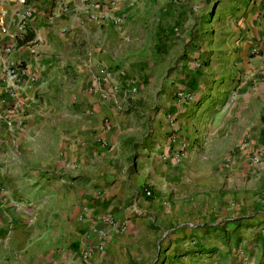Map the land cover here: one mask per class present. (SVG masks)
I'll list each match as a JSON object with an SVG mask.
<instances>
[{
    "label": "crops",
    "instance_id": "crops-1",
    "mask_svg": "<svg viewBox=\"0 0 264 264\" xmlns=\"http://www.w3.org/2000/svg\"><path fill=\"white\" fill-rule=\"evenodd\" d=\"M262 223L264 0H0V264H242Z\"/></svg>",
    "mask_w": 264,
    "mask_h": 264
},
{
    "label": "built area",
    "instance_id": "built-area-1",
    "mask_svg": "<svg viewBox=\"0 0 264 264\" xmlns=\"http://www.w3.org/2000/svg\"><path fill=\"white\" fill-rule=\"evenodd\" d=\"M29 16V12L28 11H24L22 14V22L25 23V21L27 20ZM119 21V20H118ZM6 52H8V49L5 50ZM252 53H255V49L252 50ZM3 86L2 89L5 92L6 96H8L11 100H14L16 97V92H17V86L19 84L20 81L22 80H26L28 83H32L34 82V75L31 74V72L28 71L27 67L25 66H21V65H16L13 67H8L4 70L3 73ZM131 92H134V87H132L130 89ZM181 94H178V97H180ZM21 108L20 105L17 104L16 102H14L12 105H7L6 106V112L9 111H16V112H20ZM173 159L177 160L178 159V155L175 153L173 155ZM251 162L252 163H257L258 162V157L257 156H253L251 158ZM149 191H145V195L149 196ZM104 223H106L107 225H109L110 227H116L117 229H122V225L121 224H116L114 221L112 220H106L104 221ZM99 235L103 236L104 232H102L101 230L97 231ZM84 257L87 256V253L84 252L83 253Z\"/></svg>",
    "mask_w": 264,
    "mask_h": 264
},
{
    "label": "rangeland",
    "instance_id": "rangeland-1",
    "mask_svg": "<svg viewBox=\"0 0 264 264\" xmlns=\"http://www.w3.org/2000/svg\"><path fill=\"white\" fill-rule=\"evenodd\" d=\"M216 9H217V3H214L212 5V7H211V11H210L209 17H208V21H210V26H209L210 28L211 27H213V28L216 27V22H215V19L216 18L214 17L215 16ZM175 31H176V29H175ZM252 55L258 56L257 50H256V53H254ZM178 94H181V93L178 92L177 94H175L176 97H178ZM187 97H191V95L184 96V98H187ZM263 224L264 223H262V225ZM262 229L264 230V228H262ZM249 249H252V247H249ZM246 252H248L250 256L247 257V258L244 257V256H242V258L240 259L241 262H242V264H264V258L263 257L257 258L256 256L255 257L253 256V253L252 252H249V251H246ZM246 252H244L245 255L247 254Z\"/></svg>",
    "mask_w": 264,
    "mask_h": 264
},
{
    "label": "trees",
    "instance_id": "trees-1",
    "mask_svg": "<svg viewBox=\"0 0 264 264\" xmlns=\"http://www.w3.org/2000/svg\"><path fill=\"white\" fill-rule=\"evenodd\" d=\"M151 197V193H149L148 198ZM260 247L262 250V254L264 255V236L262 237L261 241H260Z\"/></svg>",
    "mask_w": 264,
    "mask_h": 264
}]
</instances>
